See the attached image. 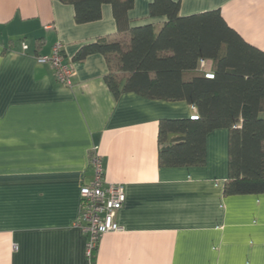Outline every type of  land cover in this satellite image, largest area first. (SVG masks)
Instances as JSON below:
<instances>
[{
    "label": "crops",
    "instance_id": "1",
    "mask_svg": "<svg viewBox=\"0 0 264 264\" xmlns=\"http://www.w3.org/2000/svg\"><path fill=\"white\" fill-rule=\"evenodd\" d=\"M171 1L179 17L219 10L264 53V0ZM151 2L134 0L130 28L161 29L166 18L149 16ZM121 36L109 4L98 21L77 24L59 0H0V264H264V194L223 193L228 131L207 135L204 164L160 167L159 122L191 119L196 109L134 93L115 98L102 55L71 62L83 45ZM56 43L74 69L70 87L35 61ZM93 153L105 182L124 186L125 202L115 219L121 231L103 235L87 259L76 221Z\"/></svg>",
    "mask_w": 264,
    "mask_h": 264
},
{
    "label": "trees",
    "instance_id": "2",
    "mask_svg": "<svg viewBox=\"0 0 264 264\" xmlns=\"http://www.w3.org/2000/svg\"><path fill=\"white\" fill-rule=\"evenodd\" d=\"M59 1L73 7L77 24L98 21L101 6H111L123 36L85 44L71 62L102 55L108 67L104 80L115 98L134 93L196 109V119L159 122L160 167L204 164L207 135L225 129L224 195L264 194V53L229 28L219 10L179 17V2L152 0L149 16L166 18L156 33L152 24L130 28L127 14L134 0ZM201 61L212 63L211 72L201 69Z\"/></svg>",
    "mask_w": 264,
    "mask_h": 264
},
{
    "label": "built area",
    "instance_id": "3",
    "mask_svg": "<svg viewBox=\"0 0 264 264\" xmlns=\"http://www.w3.org/2000/svg\"><path fill=\"white\" fill-rule=\"evenodd\" d=\"M26 48L22 45L23 50ZM35 61L40 65H49L60 85L71 86L74 69L72 64L64 62L61 43L54 44L49 55L36 56ZM203 63L202 61L201 64ZM207 77L212 76L207 74ZM191 119H196V116H192ZM89 166L92 169L93 178L79 190V216L76 221V226L86 237L87 259L92 257L103 235L121 231L115 219L125 202L124 186L105 182L102 159L98 154H91Z\"/></svg>",
    "mask_w": 264,
    "mask_h": 264
}]
</instances>
